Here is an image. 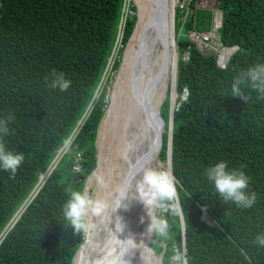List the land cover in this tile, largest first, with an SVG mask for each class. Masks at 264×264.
I'll use <instances>...</instances> for the list:
<instances>
[{
    "label": "trees",
    "instance_id": "1",
    "mask_svg": "<svg viewBox=\"0 0 264 264\" xmlns=\"http://www.w3.org/2000/svg\"><path fill=\"white\" fill-rule=\"evenodd\" d=\"M217 1L220 47L237 46L226 70L217 67V53L199 51L189 40L187 32L200 24L197 13L179 29L175 11L178 96L171 170L189 226L182 232L179 218L166 215L170 237L163 249L154 246L162 264L183 245L189 264H264V248L253 243L264 232V99L247 86H242L247 103L231 96L234 78L264 63V0ZM125 4L0 0V119L14 117L0 142L25 157L15 175L0 168V264H72L83 243L82 234L67 228L63 205L69 190H84L96 167L98 125L109 106L106 88L138 18L129 2L122 19ZM53 72L72 82L67 91L49 87ZM170 95L160 108L165 120L160 161L168 157ZM69 137L71 148H63L33 196L39 175ZM220 161L249 177L248 191L257 194L254 207L239 209L216 193L205 172ZM205 205L207 221L216 226L202 219Z\"/></svg>",
    "mask_w": 264,
    "mask_h": 264
},
{
    "label": "clouds",
    "instance_id": "2",
    "mask_svg": "<svg viewBox=\"0 0 264 264\" xmlns=\"http://www.w3.org/2000/svg\"><path fill=\"white\" fill-rule=\"evenodd\" d=\"M128 5L129 3L127 4L126 2L125 9H123V20ZM202 7H208L214 10L211 20L213 22L212 28L207 31L194 30L202 33H211L213 35L212 41L215 46L205 52L213 51L217 53V67L221 70H226L228 61H219V57H222V54L226 50H231L229 48L232 47H220L218 34V28L220 26H218V22L221 11L216 1L214 6ZM175 11L174 3V29ZM215 12H217V17H214ZM188 20L181 25L178 17L179 29L184 27ZM180 32L179 30L178 34ZM119 37L121 39V31L119 32ZM229 56L231 55L229 54ZM187 57L188 53L186 52L183 58L186 59ZM52 76L53 78L49 83L50 88L59 89L61 92H65L70 88L72 82L66 79L63 73L53 72ZM45 79L47 80L48 78L46 77ZM242 86L249 87L258 94L259 99H264V63H257L241 71L231 84V96L239 97L244 103H247L250 97L245 95ZM13 119L14 117L11 114L6 119H0V134L4 136L9 134V123ZM71 144V137L66 138L63 141V148L66 150L70 149ZM58 154L59 156L61 155V153ZM24 159L23 153H13L6 148L3 142H0V168L15 175ZM205 175L208 181L213 184L216 193L219 194L225 203L232 202L239 209H251L254 207L257 194L254 191H248L249 177L243 171L235 169L229 170L227 163L220 161L214 166L207 168ZM97 182L100 186H105L102 178L98 177ZM178 185L179 181L171 169L157 170L149 167L139 174V179L135 180L134 187H121L111 199L94 197L89 193L87 188L83 191L69 190V198L63 205L62 215L68 226L67 228L70 227L74 229L75 233L82 234L83 241L73 256V264H132L131 258L137 250L140 251L142 261L144 260V253H147L150 260L156 254L154 246L158 244L163 249L165 242L170 237V224L166 215L179 218L180 230L182 232H186L189 226L187 222L188 218L187 220L184 218V208L180 202ZM132 201L140 202L146 210V215L150 222L147 225L146 232L141 235L151 240L152 247H148L143 239L137 243L136 236L131 231H127V235L125 236L128 225L124 218L118 214V211L120 209L127 211ZM207 207L205 205L202 208V211L205 213L202 219L206 221ZM144 220L145 217L141 216L140 222L144 223ZM207 222L211 226H216L214 221ZM101 233H103L102 238ZM122 236H124L123 239L121 238ZM253 243L264 248V232L258 234ZM156 264H159V261ZM168 264H189L186 250L175 249L168 260Z\"/></svg>",
    "mask_w": 264,
    "mask_h": 264
},
{
    "label": "bare ground",
    "instance_id": "3",
    "mask_svg": "<svg viewBox=\"0 0 264 264\" xmlns=\"http://www.w3.org/2000/svg\"><path fill=\"white\" fill-rule=\"evenodd\" d=\"M137 5V22L130 40L126 46L121 67L116 76L114 87L110 97V104L106 110L98 130L97 147L106 140V148L113 157L114 168L122 170V178L117 189L108 193L107 199H111L125 181V173L132 166L133 160L138 159L153 143V134L147 124L144 115L145 107L157 114L160 103L166 97L169 79H174L176 54L172 44L169 46V59L165 70L163 69L164 47L160 41L156 24L151 19L156 10L155 0H134ZM175 1L170 0V7ZM171 35V28H170ZM175 45V44H174ZM231 50H226L225 55ZM164 70V71H163ZM177 95L174 88L171 89V106L174 105ZM100 155V156H99ZM59 157V154L57 158ZM107 158L103 157V151L98 153V162L90 179L97 176ZM117 159L120 161L118 162ZM116 160V161H115ZM157 152L146 163L141 173L146 168H154L157 163ZM98 168V169H97ZM160 168V167H159ZM140 173V174H141ZM115 174V172H114ZM45 174L40 176L43 181ZM113 176V175H112ZM111 177V176H110ZM116 177V176H115ZM112 178V177H111ZM129 181V187H134L135 180ZM112 182V180H111ZM128 225L127 231H131L137 239H141L147 245L148 238L141 234L146 232L150 222L146 210L138 201H132L127 211H118ZM144 216V223L140 217ZM103 233H101V238ZM139 250L136 251L138 254ZM141 264H146L142 261Z\"/></svg>",
    "mask_w": 264,
    "mask_h": 264
},
{
    "label": "water",
    "instance_id": "4",
    "mask_svg": "<svg viewBox=\"0 0 264 264\" xmlns=\"http://www.w3.org/2000/svg\"><path fill=\"white\" fill-rule=\"evenodd\" d=\"M173 1H175V0H173ZM215 1H216V4L218 5V1L217 0H215ZM155 3H156V10L152 14L151 19L156 24V29H157L158 35L160 36V41L164 47V60H163V66H162L164 70H165L167 63H168V59H169L168 48L171 44H172L173 52H174V54H176L175 74H174V79H173V88H174V91L176 93L175 85H176V74H177V49H176V41H175V34H174V23H173L174 5H171V7H170V4H169L170 0H155ZM220 24H221V12L219 13L218 26H220ZM170 28H171V35H170ZM236 47L237 46H234V47L229 48V49H231V52H233ZM231 52H230V55L232 54ZM229 57H228L227 61L229 60ZM170 98H171V95L169 97V101H170ZM163 101L164 100H162L160 103L159 111L157 112V114L150 111V109L147 107H145V109H144V115L146 117L147 124L150 127L152 134H153V143L150 144L151 146L149 147V149H147L138 159H136L135 161L133 160L132 166L130 167V169L127 170V172L124 175L125 181L122 182L123 183L122 187L129 186V181L134 180L135 177H137V175L141 173V170L145 167L148 160L154 154H156V152H157V158H158V154L160 152V149H161V146L163 143V132L165 129V120L160 114V108H161V104ZM175 103H176V101H175ZM175 103L173 106H171V104H170V107H169L168 125H169L170 129L168 130L167 169H171V132H172L173 111H174ZM103 116H104V114H103ZM103 116H102V118H103ZM102 118H101V120H102ZM101 120H100L99 125H98V130H99ZM98 130H97V136H98ZM97 136H96L95 144L97 141ZM62 150H63V146L61 147V149L58 150V153L62 154ZM58 153L54 157V159L52 160V162L49 165V167L47 168V170L42 173V174L46 175L45 178L48 176V174L50 173L53 166H55ZM97 162H98V156H97ZM97 162H96V167H97ZM96 167H95V169H96ZM95 169L92 171V173L95 171ZM42 174L39 175L38 182H37L36 186H38L40 184L39 179H40V176ZM40 186H41V184H40ZM40 186H38V188L36 189L33 196H35L37 194ZM122 210L123 209H120L119 212L122 213ZM18 211L16 212L15 215L18 214ZM17 217H16V219H17ZM15 220L12 222L11 226L13 225ZM126 235L127 234L125 233V236ZM121 238L123 239L124 236H122ZM147 246L151 247L150 246V240L147 242ZM183 250H185V245H183ZM143 255H144L143 261H145L146 264H156L157 261H159V264H162L161 258H158L156 254H155V256H152L150 258V260L147 256V253H144ZM131 259H132V264H141L142 260L140 257V251L138 252V254L135 253V255ZM72 264H73V259H72Z\"/></svg>",
    "mask_w": 264,
    "mask_h": 264
},
{
    "label": "rangeland",
    "instance_id": "5",
    "mask_svg": "<svg viewBox=\"0 0 264 264\" xmlns=\"http://www.w3.org/2000/svg\"><path fill=\"white\" fill-rule=\"evenodd\" d=\"M127 4L130 2L132 3L135 7H136V11H135V14L137 16V5L135 3L134 0H127L126 1ZM213 14H214V10L212 8H208V7H199L197 9V17L199 19V25H198V28L199 30H211L212 28V18H213ZM175 30V29H174ZM175 32V31H174ZM184 34V31L182 32ZM120 42V37L118 38V43ZM128 43V42H127ZM127 45V44H126ZM126 45H125V48H126ZM211 45L214 47L215 44L211 43ZM117 48V47H116ZM124 48V50H125ZM212 49V48H210ZM124 52V51H123ZM229 57V54L225 55L224 53L222 54V57H221V61H226ZM177 58H178V53H177ZM122 64V63H121ZM121 67V65H120ZM120 68H118V70L113 74L111 75L112 76V79L110 80V83L109 85L107 86V102H108V105L110 104V97H111V93H112V90H113V87H114V83H115V80H116V76L118 74V71H119ZM168 89L166 91V94L170 93V90L172 89L173 87V80L172 78L169 79V82H168ZM184 93L185 91L183 90L182 92V96H184ZM177 95V93H176ZM165 98H163L164 100ZM177 100V99H176ZM109 107V106H108ZM108 110V109H107ZM106 115V114H105ZM166 130L168 131L170 128H169V125L168 123L166 124ZM97 136V135H96ZM98 145V142L96 144V148H97V154L101 151H103V157L107 158L104 163H103V169H101L100 173L95 176L93 179H90L92 174H90L87 178V181L85 183V188H87V190L89 191V193L91 195H93L94 197H101V198H105L107 199L108 197V193H110L113 189L114 191V188L117 189L119 184H120V181L122 178V170L121 169H117V167L114 168V162H113V157H111L109 155V151H108V148H106V140L104 141V143L101 145V148H99V146L97 147ZM98 156V155H97ZM100 156V155H99ZM116 161V160H115ZM117 161L119 162L120 160L117 159ZM157 163L158 165H156L154 167V169H167V161H160L158 158H157ZM160 167V168H159ZM98 169V168H97ZM97 171V170H96ZM95 171V172H96ZM115 172V174H114ZM113 175V176H112ZM112 178H111V177ZM116 176V177H115ZM102 178V180L104 181V185L105 186H100L97 182V178ZM112 180V182H111ZM84 188V190H85ZM158 258H161V256L157 255Z\"/></svg>",
    "mask_w": 264,
    "mask_h": 264
},
{
    "label": "built area",
    "instance_id": "6",
    "mask_svg": "<svg viewBox=\"0 0 264 264\" xmlns=\"http://www.w3.org/2000/svg\"><path fill=\"white\" fill-rule=\"evenodd\" d=\"M215 0H175V8L179 14V20L181 25L185 23L186 20L195 16L196 11L202 6H214ZM217 17V12L215 16ZM189 39L195 44V46L200 51H208L210 48H214L211 43H213V35L211 33H202L191 29L188 33ZM221 61V56L219 57ZM223 62V61H222ZM186 97V93L182 96V99Z\"/></svg>",
    "mask_w": 264,
    "mask_h": 264
}]
</instances>
